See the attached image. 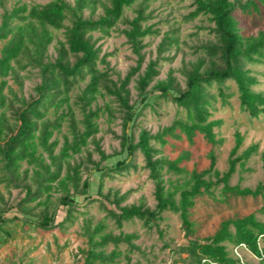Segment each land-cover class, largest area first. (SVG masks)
Returning <instances> with one entry per match:
<instances>
[{
  "label": "trees",
  "instance_id": "trees-1",
  "mask_svg": "<svg viewBox=\"0 0 264 264\" xmlns=\"http://www.w3.org/2000/svg\"><path fill=\"white\" fill-rule=\"evenodd\" d=\"M4 1L1 0L3 12L0 16V185L7 189H20L22 196L15 204L5 209L0 207V247L13 238L8 227L11 223L50 231L72 222L73 214L80 206L78 197H83L86 204L94 202L88 196L91 186L88 176L93 173L99 176L96 195L101 207L118 228L134 219L155 223L167 211L178 216L187 244L177 246L174 252L185 255L181 259L182 264H246L231 255L233 249L241 245L258 259L257 264H264V251L259 247L260 240L264 239V222L254 214L224 220L213 235L203 239L197 238L195 224L191 220L196 199L203 195L211 196L217 188L224 198L264 199V180L254 189L230 185L237 167L243 168L251 156L257 154L258 146L250 145L238 154L243 138L236 133L228 168L220 172L215 167L212 154L207 169L187 171L180 165L188 160V154L170 160L158 157L160 151L152 145L153 142L164 147L168 140L183 138L193 143L197 134L212 146L220 144L222 141L216 139L214 129L221 122L210 119L215 102L210 88L215 85L218 95L225 101L223 88L228 81L236 86L240 109L251 118L264 117V94L253 91L257 79L245 67L264 59V32L249 37L241 35L233 16L236 10L234 1L189 0L193 10L186 15V22L206 18L213 25L211 31L216 41L202 46L204 56L191 63L185 71L182 90L176 88L171 73L165 80L151 86L159 76V66L158 59L149 61L136 80L139 100L135 104H130L128 86L141 69V52L145 48L143 40L159 34L151 26H144L148 20L145 11L150 0H143L134 10L135 16L127 23L129 29L123 32L137 57V64L119 82L112 81L105 71L98 68V62L103 61L99 59L100 48L96 47L92 34L108 35L122 20L124 11L138 0H75L72 7L64 0H46L43 5L30 7L18 0L10 9L4 8ZM99 7L103 12L96 19L83 17L85 10L94 15ZM238 8L244 15H259L264 11V0H246ZM63 29L64 41L58 42L56 57L50 61L48 48L54 40L53 31ZM177 44L175 36L165 34L157 45V55L160 57ZM28 68L38 71L40 81L34 87L33 96L21 99L15 105L10 96L15 94L8 86V80L12 79L22 88L20 72ZM81 84H85L83 88H80ZM75 90H78L75 104L81 112L78 120L71 104V93ZM104 96L112 97L123 111L118 154H125V157L113 165L102 166L101 163L106 162L110 155L101 150L94 137L99 132L98 119L109 111V105L101 108L96 104L97 99ZM158 99L175 104L184 112V118L175 119L156 134L142 130L135 142L132 133L127 132L129 127L142 110ZM64 125H67L70 136L64 135L58 154H55L59 141L53 137L61 133ZM90 140L100 160L94 162L90 155L87 156L92 167L83 178L81 165H71V160L83 153ZM138 153L143 157L144 168L154 185L153 209L143 204L121 206L123 198L117 191L103 193L104 179L129 171L134 167L133 158ZM260 161L264 172V149L260 153ZM166 174L186 178L178 183L165 180ZM55 193L60 196L54 200ZM0 200L3 201L2 197ZM59 208L63 209L64 217L56 222ZM12 209H16L21 218L3 217ZM37 209L39 211L35 212ZM104 228L105 224L101 222L93 228L90 222H86L87 249L83 251V264H112L121 254L116 250L118 245L126 243L133 246L131 242L137 238L132 234L102 233ZM109 244L115 249L105 253L104 248ZM228 246L232 247L231 252Z\"/></svg>",
  "mask_w": 264,
  "mask_h": 264
},
{
  "label": "rangeland",
  "instance_id": "rangeland-1",
  "mask_svg": "<svg viewBox=\"0 0 264 264\" xmlns=\"http://www.w3.org/2000/svg\"><path fill=\"white\" fill-rule=\"evenodd\" d=\"M71 7L75 0H64ZM105 1V0H100ZM236 5L234 18L238 22L240 33L243 37L255 36L259 32H264V11L259 15H244L240 12L238 6L244 4L246 0H233ZM18 0H5L4 8L10 9L16 5ZM143 0H138L130 8L126 9L122 20L112 29L108 35L93 33L92 39L96 47L100 48L98 68L105 71L109 78L114 82L122 81L131 68L137 64V57L133 53L128 43L124 31L129 29L127 24L134 16L136 10ZM20 4L43 5L46 0H19ZM191 2L189 0H150L147 2L146 15L148 20L144 26H151L157 30V36L147 37L143 40L145 48L142 50L143 62L141 69L130 81L128 86L130 92V104H135L138 100L136 90V80L138 75L144 70L149 61L158 59L159 76L155 78L151 86L157 81L165 80L169 73L175 78L176 88L179 90L185 87L184 73L189 69L191 63L198 58L203 57L202 46L214 43L216 41L211 29L212 24L204 17H200L192 22H186V15L191 12ZM3 12L2 2L0 0V16ZM102 8H98L94 15L89 10L83 12V17H92L96 19L102 14ZM68 25V22H65ZM54 40L48 48V59L52 61L57 54L58 42L64 41V29L53 31ZM165 34L173 35L178 39V44L171 50L157 55V45ZM246 69L257 79V84L252 88L254 92L264 94V59L257 64H247ZM22 78V88L12 80H8V86L14 91L11 96L15 105L21 99H28L34 95V87L39 83L40 78L36 69L28 68L20 72ZM85 84H81L83 88ZM151 88V87H150ZM223 91L226 95L225 101H222L218 95L217 87L214 85L210 92L215 96V102L211 109V120H219V127L214 129L216 139L222 142L212 146L204 138L197 134L193 143H189L184 138L179 141L168 140V143L161 147L152 142V145L160 151L158 157H166L170 160L176 159L182 154H188V160L180 166L187 171L193 169L202 171L208 168L210 164V155L215 158V167L220 172L228 168V159L231 149L235 145V134L238 133L243 142L238 150V154L250 145H257L258 152L251 156L243 168L239 166L230 180V185H238L241 188L254 189L255 186L264 180V172L260 161V153L264 149V117L251 118L239 107L238 93L233 82H226ZM78 90L71 93V104L75 111L76 119H81V112L76 106ZM97 106L104 108L109 105V111L105 112L97 121L99 132L94 137L101 150L110 155V158L101 163V165H113L118 160L125 157V154L119 155L120 136L123 132L124 114L118 103L110 96L99 97ZM184 118V112L175 104L164 99L153 101L150 106L142 110L141 115L135 120L128 133L131 132L135 142L142 130L156 134L163 127L169 126L175 119ZM64 135H68V127L64 125L60 134H55L53 139H58L59 145L55 151L58 154L59 148L63 143ZM89 141L88 146L81 155L74 156L71 165L80 164L82 176H87V171L92 167L87 160L90 155L91 161L98 162L100 157L94 150V143ZM134 167L120 175H112L103 181V193L109 190L118 192V196L123 198L121 206H130L143 204L150 209L154 208L155 201L153 197V182L148 178V171L144 168V161L141 154H135L133 158ZM66 166L63 167V174ZM89 199L94 202L86 204L83 197L77 198L80 205L74 212L72 222L66 223L62 228H56L50 231H43L30 227L28 225L11 223L8 225L13 232V238L0 247V264H83V251L87 249V239L85 236L86 222H90L91 228L97 223L105 224L102 233H112L113 235L127 234L136 235L130 246L126 243H120L116 248L119 251L118 257L112 264H182L180 256L174 252L177 246L186 245L187 241L180 227L178 216L172 212H164L162 219L155 223H145L134 219L124 222L121 228L106 217V212L100 204V199L96 195L98 185V174H90ZM186 176H174L166 174L165 180L177 181L181 183ZM20 189H7L0 185V207L5 209L10 204H15L22 195ZM55 193L53 199L59 197ZM39 209L35 210L38 212ZM254 214L256 218L264 222V199L257 198H224L220 194V188H217L211 196L203 195L196 199L194 208L191 210V220L195 224L196 236L203 239L213 235L220 222L227 219H234ZM4 218H21V215L12 209L5 214ZM64 217L62 208L58 209L56 222ZM259 247L264 251V239L259 242ZM115 247L109 244L104 248L105 253H110ZM232 247L228 246L231 252ZM231 254V253H230ZM240 259L246 264H257L258 259L246 249H239ZM233 255V253L231 254Z\"/></svg>",
  "mask_w": 264,
  "mask_h": 264
},
{
  "label": "built area",
  "instance_id": "built-area-1",
  "mask_svg": "<svg viewBox=\"0 0 264 264\" xmlns=\"http://www.w3.org/2000/svg\"><path fill=\"white\" fill-rule=\"evenodd\" d=\"M239 249H246L243 245L239 246V247H236L233 249V254L238 257L239 259L241 258L240 255L238 254V250Z\"/></svg>",
  "mask_w": 264,
  "mask_h": 264
}]
</instances>
